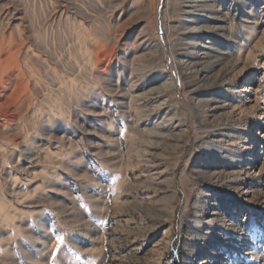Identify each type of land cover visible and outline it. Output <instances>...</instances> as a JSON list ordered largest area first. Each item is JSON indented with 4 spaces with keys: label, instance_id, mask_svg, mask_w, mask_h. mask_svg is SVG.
<instances>
[{
    "label": "rangeland",
    "instance_id": "obj_1",
    "mask_svg": "<svg viewBox=\"0 0 264 264\" xmlns=\"http://www.w3.org/2000/svg\"><path fill=\"white\" fill-rule=\"evenodd\" d=\"M217 2L190 78L169 45L191 32L182 0H0L22 81L34 55L0 108V264H264V0ZM92 198L111 216L98 254Z\"/></svg>",
    "mask_w": 264,
    "mask_h": 264
},
{
    "label": "bare ground",
    "instance_id": "obj_2",
    "mask_svg": "<svg viewBox=\"0 0 264 264\" xmlns=\"http://www.w3.org/2000/svg\"><path fill=\"white\" fill-rule=\"evenodd\" d=\"M148 1H149L150 9H153L152 0H148ZM217 1L218 0H182V8H183V6H184V8L183 9L180 8V12L187 15V17L183 18L182 20H188L189 15H193V14L195 15L194 17L190 16L191 17V23H192L191 32L187 33V34H189V38H187V37L185 38L186 33H180L179 34V31H178L177 34H175V35L179 39V42H176L177 41L176 40V41H174V43H172L169 40V45H171L172 47L174 45V47H176L178 49L179 48L184 49L183 51L186 52L184 57L182 59H180L178 61V63L182 67H184L186 73L189 75L190 78L194 77L196 74L198 75L197 64H198L199 59H200L199 53L202 50L200 46L205 44L203 39L205 38V35L208 32H210V24H209L210 18L213 19L214 23H216L215 26L218 25L217 23L223 21V17H222L223 15L221 14L222 9L220 7H217V3H218ZM164 8L165 9L163 10L162 18L164 17L163 19H165V21L167 22V19H169V17H170V15L168 13V4L167 3L164 5ZM69 9H70V11L78 13L82 17H88L87 16L88 14H86V12H84V10H82L80 8V6H78L77 4L70 5ZM63 16H64V14H63ZM180 25H182V23ZM216 28L219 30L225 31V32H229L230 33L229 36L235 38L237 43H238V40L241 38L239 28L236 25H231L229 27H226L224 25V27H222V24L220 23V25ZM23 44L24 43H20V44L14 43V42L12 43V39L8 40L7 38H5V36L0 39V88L3 87L6 91L7 90L9 91V93L8 94L6 93V95H3V92L0 91V98H6L7 99V101L5 99V101H3V102L0 99V108H3L6 104H8L10 102V101L8 102V100H9L8 98H21V94L23 93L24 90H26L27 92L31 91L30 80H32L34 78V69H33L34 68V66H33L34 55L32 54L31 50H29V52H27L28 58L27 57L26 58L29 60V63H28L29 65L27 64L28 65L27 68H28V72H30V74H31L30 78H28V81H27L26 80L27 77L24 74V71H23L22 65H21V57H22L21 50H22ZM207 44H209V43H207ZM205 46H206V44H205ZM242 47L243 46H240L239 48L241 49ZM29 48L31 49V46H29ZM7 66H12V69L6 70V69H8ZM246 67L247 66L244 64V66L241 68L242 73L245 72ZM199 69H198V71H199ZM24 76L26 77L24 79L27 81V82L25 81L26 83L23 82L24 80L22 81ZM33 81L34 80H32V82ZM246 82L247 83L245 85H242L243 92H251L254 83L252 82V80L246 81ZM173 85H174V83H173ZM168 90H172V86H166V85L159 86V87H157L156 91L160 94H164V92H167ZM260 138L262 139L263 136H261ZM256 149H257L256 142L254 141L251 153L246 156V163H247V165L252 167V170H255V169L257 170V168H258V166H260L261 160L263 158L262 154H260L258 152H254V150H256ZM254 254H255V257L257 259L262 260L261 262L264 261V252L260 247L257 248V250L255 251ZM10 256H12V255H10Z\"/></svg>",
    "mask_w": 264,
    "mask_h": 264
},
{
    "label": "crops",
    "instance_id": "obj_3",
    "mask_svg": "<svg viewBox=\"0 0 264 264\" xmlns=\"http://www.w3.org/2000/svg\"><path fill=\"white\" fill-rule=\"evenodd\" d=\"M94 194L97 195V193H94ZM94 194H93L92 197L94 199L100 200V202L102 203V200L100 198H97ZM93 198H92V201L90 202V204L88 205V210L85 209V220L91 225L92 232L89 235H87L84 232V230H83V232H81V234H80L81 235V238H84V243L85 244H88V243L92 244L90 246L87 245L88 250H87V253L86 254H98L97 251H99V248L102 245V243L108 244L107 240H105L103 238L104 237L103 221L105 219L108 222L111 216H110L109 213H107V214L104 215V212L103 211L98 212L96 210V207L98 206V204H97V202H94L93 201ZM102 205H104V204H101L100 207H102ZM75 242L77 244L78 243H81V242H79V240H74V238L72 236L70 238H68V247L71 248V249H73V250H75L76 249ZM97 245H98V247H96ZM23 253L24 254H27L25 252H23ZM100 253H102V250H100ZM30 254H32V253L30 252ZM103 254H105V252H103Z\"/></svg>",
    "mask_w": 264,
    "mask_h": 264
}]
</instances>
